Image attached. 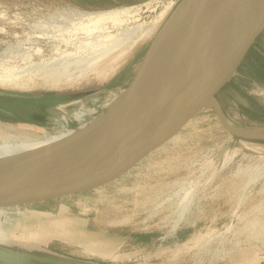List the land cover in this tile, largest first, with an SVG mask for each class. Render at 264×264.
Returning a JSON list of instances; mask_svg holds the SVG:
<instances>
[{
	"label": "rangeland",
	"instance_id": "374dc122",
	"mask_svg": "<svg viewBox=\"0 0 264 264\" xmlns=\"http://www.w3.org/2000/svg\"><path fill=\"white\" fill-rule=\"evenodd\" d=\"M115 1L118 5L110 7L104 0H0L2 73L6 66L13 67L12 72L14 67H24L20 55L32 47L35 48L29 54L35 61L40 59L34 53L38 48L43 47L45 59L54 56L55 45L66 49L63 42L59 45L50 35L46 40V34L52 32L50 25L45 26L49 28L47 32L38 29L41 25L37 23L43 20L52 26L69 24L66 18L62 22L63 12L88 14L133 8L140 21L131 26L145 23L144 30L149 29L148 36L133 49L122 56L120 50L116 51L103 60L99 68L104 71L89 73L72 87L56 91L39 85L30 90L0 87V108L15 113L13 116L3 111L0 123L21 127L37 138L44 131L53 135L58 130H75L84 125L91 128L106 117L109 106L129 87L158 32L181 2ZM175 2L169 15L159 21V14ZM77 18L70 21L77 23ZM106 25L112 32V26ZM78 34V38L86 36ZM21 81L27 83V78ZM34 81L39 82V78ZM216 99L227 121L256 134L244 138L232 135L214 111L206 108L170 142L111 182L12 211L0 209V253L12 243L24 248L35 241L37 246L46 245L60 254L81 255L75 244L83 246L92 241L104 245L109 238L114 240L118 254L128 253L141 264L264 262V33ZM184 195L190 199H183ZM180 199L187 206L183 200L184 206H179ZM29 214L35 217V225H31L35 232L28 235V228L32 230L25 221ZM49 235L52 241L48 243ZM120 247L122 251L118 252Z\"/></svg>",
	"mask_w": 264,
	"mask_h": 264
},
{
	"label": "bare ground",
	"instance_id": "6f19581e",
	"mask_svg": "<svg viewBox=\"0 0 264 264\" xmlns=\"http://www.w3.org/2000/svg\"><path fill=\"white\" fill-rule=\"evenodd\" d=\"M148 3L153 4L152 2ZM171 6H166L167 8L159 14V21L165 18ZM131 9L124 8L123 10L88 14H74L76 12L60 13L63 19L59 16V20L61 19L63 22L64 18H66L70 22L69 24L52 26V23H45L42 24L44 26L38 27V29L44 28L46 30V25H50L52 32H54L46 34V40L50 35L51 37L49 38L58 42L59 45L63 42L66 45V49L62 50L54 44L56 46V48L54 47L55 50L52 48L55 51L54 56L51 58L49 56V59H45L41 51L43 47L40 50L38 48L37 51L34 50L36 51L34 53L35 56H40L39 61H35L32 54H29L33 44H31L32 48L30 47L29 52L25 50L27 52L25 53L23 49L24 55L18 54V50L16 56L20 55L22 57L20 58L25 66L22 68L14 67L13 72V67L7 69L8 66H6V70L4 69L3 73V70L0 72V87L30 90L34 86L39 85L56 91L61 87H72L80 83L89 73L92 74L100 69L101 62L108 56L119 50L121 54H118L122 56L133 49L142 38L148 36L149 29L147 31L144 30L145 23L131 26L130 23L140 21L135 17L137 13L134 15ZM263 11L264 0H209L202 20L197 21L192 26L174 60L160 78L157 92L152 99L145 119L141 123L139 134L149 123L163 121L175 111L185 107L199 97L205 91L209 79L219 72L225 58L238 39L244 33L247 34L255 28ZM76 16H78L77 23L76 21L72 23L70 19ZM106 24L112 26V32L109 31ZM150 26L149 28H152ZM161 30L162 28L158 32L156 39L160 35ZM78 33H83L86 36L78 38ZM26 37L29 39V36ZM31 38L33 39V37ZM16 39L17 42H20L18 37ZM202 40L206 41L202 43ZM16 47L18 46L16 45ZM19 48L21 49L22 47L19 46ZM31 51L33 52V50ZM16 56L14 57L16 58ZM116 56L113 57L116 59ZM95 57L96 59L94 60ZM4 59L3 61H6ZM0 66H2L0 69H3L4 65ZM25 77L27 78V83L23 84L25 80H21ZM36 78H39V82L34 81ZM128 95L127 88L109 106L110 113L108 117L99 124H92L94 126L91 128H85L84 125L75 130H58L53 135L44 131L42 137L34 138L31 134L22 131L20 126V129L12 128L5 126L1 122L0 177L29 178L46 170L60 159L62 164H60L58 171L63 175L94 168L98 165L97 161L114 148L124 135ZM228 123L235 132L248 136L256 134L255 131H244L235 127L229 121ZM99 129H103V133L93 136ZM127 141L129 143V139ZM189 194L191 195L192 193L190 192ZM185 195L183 199L187 197ZM188 197L190 199V196ZM182 200L179 203L182 204ZM183 202L186 205L187 202L184 200ZM188 203L190 205L191 202L188 200ZM181 204L179 206H184ZM32 239H34V236Z\"/></svg>",
	"mask_w": 264,
	"mask_h": 264
},
{
	"label": "water",
	"instance_id": "95a60500",
	"mask_svg": "<svg viewBox=\"0 0 264 264\" xmlns=\"http://www.w3.org/2000/svg\"><path fill=\"white\" fill-rule=\"evenodd\" d=\"M208 2L209 0H181L163 25L160 35L146 52L128 87L124 135L114 148L97 161V166L63 175L58 171L62 164L60 159L46 170L29 178L0 177V209H16L42 203L111 182L170 142L206 108L214 111L220 124L232 135L247 137L248 135L235 132L230 127L216 97L232 81L264 33V11L255 28L238 39L219 72L209 79L205 91L199 97L163 121L149 123L140 134L138 132L157 92L160 78L174 60L192 26L202 20ZM109 113L99 123L103 122ZM103 131L99 129L93 136L101 135ZM0 264L21 262L10 255L0 253Z\"/></svg>",
	"mask_w": 264,
	"mask_h": 264
},
{
	"label": "crops",
	"instance_id": "0c3cea01",
	"mask_svg": "<svg viewBox=\"0 0 264 264\" xmlns=\"http://www.w3.org/2000/svg\"><path fill=\"white\" fill-rule=\"evenodd\" d=\"M10 210L12 211L14 209ZM34 219V215L30 214L25 219L26 223L32 227V230L31 228H28V235L31 231L35 232L33 230L34 226H31L35 225ZM51 237L52 236L49 235L48 243L50 242L49 240H51ZM89 242L90 244L87 242L83 246L78 244L74 245L80 249L81 255H72L68 253L60 254L51 250L46 245L37 246L39 243H36L35 241L30 243L28 242L25 246H23L25 249L21 246H14L12 243V245L7 247V250H4V254L18 259L21 264H141L136 260L133 261L132 256L128 253H124L122 255L118 254L116 252L114 240L112 239L108 238L104 245L99 244L98 242ZM121 247L118 248V252L122 249ZM250 264H264V262L257 261L255 263L254 261H251Z\"/></svg>",
	"mask_w": 264,
	"mask_h": 264
},
{
	"label": "flooded vegetation",
	"instance_id": "af4514ba",
	"mask_svg": "<svg viewBox=\"0 0 264 264\" xmlns=\"http://www.w3.org/2000/svg\"><path fill=\"white\" fill-rule=\"evenodd\" d=\"M104 2H109V6L110 7H115L116 5H118V3H116V1L115 0H104ZM108 7V6H107ZM6 112V113H8V114H10L9 112H11L12 114H13V116H15V113H14V110H11V109H8V108H0V115L2 114L3 115V113L4 112ZM6 117H9V116H6Z\"/></svg>",
	"mask_w": 264,
	"mask_h": 264
},
{
	"label": "built area",
	"instance_id": "2783aa9c",
	"mask_svg": "<svg viewBox=\"0 0 264 264\" xmlns=\"http://www.w3.org/2000/svg\"><path fill=\"white\" fill-rule=\"evenodd\" d=\"M176 3H177V2H175V3H172V6H171V8H172L173 6H175V5H176ZM177 5H178V4H177ZM45 23H46V21H43V20H41V21H39V22H38V25H39V24H41V26H44V25H42V24H45ZM39 26H40V25H39Z\"/></svg>",
	"mask_w": 264,
	"mask_h": 264
},
{
	"label": "trees",
	"instance_id": "16d2710c",
	"mask_svg": "<svg viewBox=\"0 0 264 264\" xmlns=\"http://www.w3.org/2000/svg\"><path fill=\"white\" fill-rule=\"evenodd\" d=\"M252 49H253V48H252ZM252 49H251V50H252ZM250 52H251V51H250ZM248 55H249V54H248ZM246 58H247V57H246Z\"/></svg>",
	"mask_w": 264,
	"mask_h": 264
}]
</instances>
